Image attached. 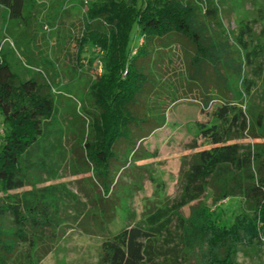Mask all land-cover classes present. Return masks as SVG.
I'll use <instances>...</instances> for the list:
<instances>
[{
	"label": "trees",
	"instance_id": "obj_1",
	"mask_svg": "<svg viewBox=\"0 0 264 264\" xmlns=\"http://www.w3.org/2000/svg\"><path fill=\"white\" fill-rule=\"evenodd\" d=\"M34 4L0 0L15 22H26L24 12ZM222 4L88 0L77 39L78 65L83 66L88 54L97 70L102 65V74H96L90 86L91 107L82 108L88 114L87 134L75 152L80 153L84 173L94 174L90 179L101 187L104 204L112 201L120 170L138 162L142 142L166 124L163 115H153L151 105V99L163 92L164 81L157 73L162 68H148L150 63L163 61V53L175 45L183 47L187 90L202 89V110L211 119L210 124H199V136L209 147L193 155L173 211L180 264H188L191 254L198 255L200 264H239L241 248L264 237V117L247 110L254 84L246 73V67L264 56V43L249 44L253 31L244 22L238 34L226 32ZM55 90L42 73L22 80L0 55V264H14L21 246L35 251L41 232L52 227L48 195L24 208L16 192L31 184V152L45 141V124L55 123ZM212 104L216 109L210 113ZM245 136L252 144L243 147L237 140ZM209 190L215 203L241 198L247 212L236 215L230 226L213 218L200 202L188 218L180 214ZM116 202L102 208L103 221H110ZM159 217L150 218L148 228H126L104 242L100 264H167L166 259L154 261L157 235L160 228L167 229ZM30 256L26 258L33 264Z\"/></svg>",
	"mask_w": 264,
	"mask_h": 264
},
{
	"label": "rangeland",
	"instance_id": "obj_2",
	"mask_svg": "<svg viewBox=\"0 0 264 264\" xmlns=\"http://www.w3.org/2000/svg\"><path fill=\"white\" fill-rule=\"evenodd\" d=\"M222 1L226 32L238 34L244 22L253 31L249 44L264 43V0ZM34 3L24 12L26 22L11 21L8 11L0 6V55L6 57L22 80L42 73L56 89L55 123L45 124V141L31 152V184L16 192L24 208L39 196L48 195L52 227L41 232L35 251L21 246L14 264H29L28 254L33 264H100L104 242L126 228H148L149 219L156 216L167 229L160 228L162 233L157 235L154 261L162 263L166 259L167 264H180L178 222L173 211L193 155L209 147L199 136V124H210L211 119L202 110V89L197 87L193 93L187 90L183 47L173 46L163 53V61L158 59L148 67L162 68L157 73L164 81L163 92L151 99V105L153 115H163L166 124L142 142L140 160L129 162L126 169L120 170L115 195L106 206L100 199L101 187L90 179L94 174L84 173L80 153L75 152L87 134L88 114L82 108L91 107L90 86L96 74H102L95 68L96 63L90 64L91 54L83 59L82 67L76 59L77 39L87 16L85 0ZM227 38L233 44L234 39L229 35ZM138 39L136 36L133 41L134 52ZM246 68L254 84L247 110L264 117V56ZM214 109L216 104L208 111L212 113ZM237 143L243 147L252 144L246 136ZM114 201L117 208L110 221L105 222L102 208H110ZM199 202L225 226H230L239 213L247 212L241 198L215 203L209 190L200 201L180 209V214L188 218L191 208ZM197 256L189 255L188 264H200ZM237 261L264 264V237L243 246Z\"/></svg>",
	"mask_w": 264,
	"mask_h": 264
},
{
	"label": "built area",
	"instance_id": "obj_3",
	"mask_svg": "<svg viewBox=\"0 0 264 264\" xmlns=\"http://www.w3.org/2000/svg\"><path fill=\"white\" fill-rule=\"evenodd\" d=\"M73 1V0H72ZM88 0H85V8H87ZM99 70L102 72V65L99 63Z\"/></svg>",
	"mask_w": 264,
	"mask_h": 264
}]
</instances>
